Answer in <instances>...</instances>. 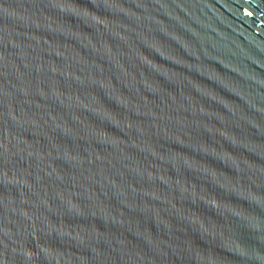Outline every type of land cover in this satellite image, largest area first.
Wrapping results in <instances>:
<instances>
[{
	"label": "water",
	"instance_id": "95a60500",
	"mask_svg": "<svg viewBox=\"0 0 264 264\" xmlns=\"http://www.w3.org/2000/svg\"><path fill=\"white\" fill-rule=\"evenodd\" d=\"M0 264H264V0H0Z\"/></svg>",
	"mask_w": 264,
	"mask_h": 264
}]
</instances>
